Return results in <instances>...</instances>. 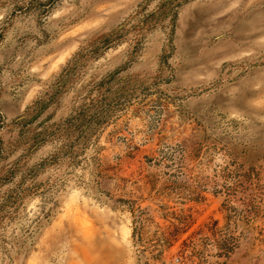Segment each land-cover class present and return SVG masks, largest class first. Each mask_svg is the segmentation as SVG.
Returning <instances> with one entry per match:
<instances>
[{
	"label": "rangeland",
	"instance_id": "1",
	"mask_svg": "<svg viewBox=\"0 0 264 264\" xmlns=\"http://www.w3.org/2000/svg\"><path fill=\"white\" fill-rule=\"evenodd\" d=\"M0 264H264V0H0Z\"/></svg>",
	"mask_w": 264,
	"mask_h": 264
}]
</instances>
